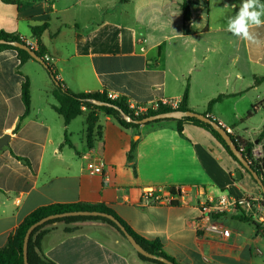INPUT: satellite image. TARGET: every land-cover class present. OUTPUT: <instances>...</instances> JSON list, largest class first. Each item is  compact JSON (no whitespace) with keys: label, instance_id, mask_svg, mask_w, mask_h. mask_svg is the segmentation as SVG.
<instances>
[{"label":"crops","instance_id":"1","mask_svg":"<svg viewBox=\"0 0 264 264\" xmlns=\"http://www.w3.org/2000/svg\"><path fill=\"white\" fill-rule=\"evenodd\" d=\"M241 3L0 0V30L37 48L31 27L46 24L40 43L56 77L74 93L112 94L131 105H149L180 102L187 86L188 107L198 113L223 95L211 105L210 116L227 132L253 142L258 158L259 152L264 157V138L258 140L264 127V83L255 85L254 76L264 75V27L254 29L259 45L226 31L227 18ZM25 80L30 108L21 119ZM53 90L43 64L34 59L20 64L14 50H0V248L39 207L103 204L142 238L158 239L178 264H264V234L255 214L221 218L227 237L196 229L202 201L221 195L263 199L251 174L209 131L184 123L179 134L175 120L123 129L99 112L88 145L87 111L64 125L53 108ZM87 160L102 162L103 175H89ZM151 187L183 188L187 200L148 204L141 193ZM45 230L40 252L55 264H152L140 260L127 239L99 221L59 222Z\"/></svg>","mask_w":264,"mask_h":264},{"label":"trees","instance_id":"2","mask_svg":"<svg viewBox=\"0 0 264 264\" xmlns=\"http://www.w3.org/2000/svg\"><path fill=\"white\" fill-rule=\"evenodd\" d=\"M4 3H16V0H2ZM182 12L184 20H188L190 18V13L186 5H182ZM46 28V24L31 27L32 35L37 39L38 46L37 49L34 51L36 55L43 61L44 66L46 67L49 76L54 84V90L52 94L57 101V106H54V110L57 114H59L62 119L64 125H67L72 119L81 115L85 110L86 112V141L87 144H91L92 136L94 130L96 128L97 123V113L102 112L106 116L111 117L121 128L123 129H135L140 126L136 121L150 115H154L157 113L169 112L172 110H179V111H188L191 110L188 107V94H187V86L184 89L182 98L180 102H178L177 107L171 108L170 106L164 105L161 102H156V108L151 109L148 108L146 112L137 113L135 114V109L130 108L127 100L122 97L118 96L113 99L107 97L105 93H74L65 87L64 83L60 81L56 74L52 71L49 64H47L43 57L45 55V50L42 44L40 43V37L43 31ZM0 39H5L8 41H16L22 44H26V41L14 33H7L0 30ZM3 49H12L17 53V57L19 59V63L22 64L29 59H32L30 55L21 49L15 48L11 45L0 44V50ZM264 83V75L262 76H254V84H261ZM224 96L219 95L213 99H211L205 111L202 113L203 115L207 116L211 120H214L210 116V108L211 105L217 101H220ZM21 99L24 105V114L21 117L24 118L29 113L30 108V94H29V82L25 80L21 86ZM94 102H99L101 104L97 105ZM140 106V105H137ZM192 111V110H191ZM122 114L127 115L131 120L127 121L122 117ZM167 120H175V119H167ZM161 120H156L149 123H156ZM177 122V131L181 134L182 131V124L184 123H192L198 126L205 128L207 131L211 133V135L225 148L228 154L238 162V160L233 156L231 151L229 150L228 146L224 142L223 138L209 125L203 123L196 118L185 117L182 119L175 120ZM217 122L216 120H214ZM231 140L235 144L236 148L241 152L243 157L249 162L250 169L259 176L261 180V187L264 190V157L255 158L252 153V149L254 147L253 142L248 140H244L238 136H234L228 132ZM264 138V127L262 128L258 140ZM65 142L69 144L66 132H65ZM134 143L131 145V148L128 153V158H132V152L134 150ZM18 159H22L18 156H15ZM23 160V159H22ZM239 163V162H238ZM240 164V163H239ZM241 165V164H240ZM242 167V165H241ZM247 173L249 171L242 167ZM250 174V173H249ZM171 190H174L172 188ZM263 200L262 204L264 205V194L261 193ZM73 211H97L100 213H104L113 217L115 221H117L122 227H124L125 231L131 235L134 240L139 244L145 251L150 254L163 257L174 264H178L175 262L173 258L168 256L162 248V244L158 239H145L136 234L129 225L123 221L111 208L107 207L103 204L98 205H91L86 203H74V204H52L47 206L39 207L38 209L31 212L27 215L24 220L18 225L15 232L8 238L7 243L4 247L0 248V264H24L23 262V237L26 230L38 220L52 214H61L65 212H73ZM240 219H244L245 216L240 215ZM82 221H99L105 224L110 225L115 230L119 232V234L126 239L123 232L120 228L110 219H107L103 216H65L61 218H55L44 222L43 224L35 227L32 232L30 233L28 244H27V262L28 264H55L51 260L47 259L43 256L40 252V240L45 234L46 230L45 227L47 225H51L54 223H75V222H82ZM255 224L259 227V224L255 222ZM72 229H67V231H71ZM137 256L140 260L149 262L152 264H164L154 259H149L138 252Z\"/></svg>","mask_w":264,"mask_h":264},{"label":"built area","instance_id":"3","mask_svg":"<svg viewBox=\"0 0 264 264\" xmlns=\"http://www.w3.org/2000/svg\"><path fill=\"white\" fill-rule=\"evenodd\" d=\"M26 45L33 51L36 46L26 42ZM44 61L49 64L51 59L44 55ZM50 66V65H49ZM51 68V66H50ZM110 99L115 98L112 94H107ZM162 104L175 108L178 102L172 100H162ZM128 103V102H127ZM130 108L135 109V114L146 112L148 108H156V103L149 105H131ZM260 152H259V157ZM85 170L89 175H103V163L87 160ZM141 197L148 204L156 206H172L181 205L186 202L187 193L183 188L174 190L164 189L160 187L146 188L142 191ZM262 200H255L249 196L232 197L221 195L216 200H206L200 203L201 212L198 219L195 221L196 229L202 234H216L222 237H227L229 232L223 227L220 222L221 218H227L233 213L235 214H255L256 221L260 225L261 231L264 234V205Z\"/></svg>","mask_w":264,"mask_h":264},{"label":"water","instance_id":"4","mask_svg":"<svg viewBox=\"0 0 264 264\" xmlns=\"http://www.w3.org/2000/svg\"><path fill=\"white\" fill-rule=\"evenodd\" d=\"M0 44L11 45L15 48L24 50L30 55V57L32 59L43 64V61L26 44H22V43L16 42V41H8L5 39H0ZM94 103L97 105L101 104L99 102H94ZM122 117L127 121L131 120L125 114H122ZM185 117L196 118L197 120H199L203 123L209 124L223 138V140L226 143V145L228 146L229 150L231 151L233 156L238 160V162L242 165V167H244L245 169H247L249 171V173L251 174L253 179L260 186L262 193L264 194V190L261 187V180H260L259 176H257V174L250 169L249 162L243 157L241 152L236 148L235 144L233 143L230 136L228 135L227 130H225V128H223L218 122L211 120L210 118L203 115L202 113L194 112L191 110H188V111L172 110L169 112L157 113L154 115L146 116V117H144V118H142L136 122L138 124L142 125V124H146L148 122H153L156 120H167V119L178 120V119H182ZM1 145H2V143L0 142V147H1ZM240 175L241 174L239 172H236L235 177L238 179V178H240ZM65 216H103L107 219H110L120 228V230L123 232L126 239L130 242V244L135 248V250L139 254H141V255L149 258V259L157 260V261L162 262L164 264H174L173 262H170L163 257L156 256V255L150 254L147 251H145L139 244H137V242L134 240V238L125 231L124 227H122L117 221H115L113 219L112 216L104 214V213H100L97 211H73V212H65V213H61V214H52V215H48V216L38 220L37 222L33 223L26 230L24 237H23V262H24V264H28V262H27V244H28L29 236H30V233L32 232V230L35 227L43 224L44 222H46L48 220L55 219V218H61V217H65Z\"/></svg>","mask_w":264,"mask_h":264},{"label":"clouds","instance_id":"5","mask_svg":"<svg viewBox=\"0 0 264 264\" xmlns=\"http://www.w3.org/2000/svg\"><path fill=\"white\" fill-rule=\"evenodd\" d=\"M262 17H264V2L262 0H242L236 14L227 18L226 31L238 39L259 45L262 41L254 29L264 27Z\"/></svg>","mask_w":264,"mask_h":264}]
</instances>
